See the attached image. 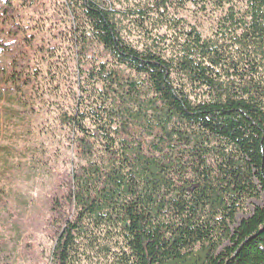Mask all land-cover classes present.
<instances>
[{"label": "trees", "instance_id": "trees-1", "mask_svg": "<svg viewBox=\"0 0 264 264\" xmlns=\"http://www.w3.org/2000/svg\"><path fill=\"white\" fill-rule=\"evenodd\" d=\"M68 9L79 95L52 264H264V0Z\"/></svg>", "mask_w": 264, "mask_h": 264}, {"label": "rangeland", "instance_id": "rangeland-1", "mask_svg": "<svg viewBox=\"0 0 264 264\" xmlns=\"http://www.w3.org/2000/svg\"><path fill=\"white\" fill-rule=\"evenodd\" d=\"M80 1L0 0V264H52V199L73 167L61 119L79 95L68 8Z\"/></svg>", "mask_w": 264, "mask_h": 264}]
</instances>
